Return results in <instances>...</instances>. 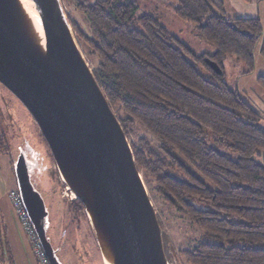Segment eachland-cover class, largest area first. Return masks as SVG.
I'll list each match as a JSON object with an SVG mask.
<instances>
[{
	"label": "trees",
	"instance_id": "16d2710c",
	"mask_svg": "<svg viewBox=\"0 0 264 264\" xmlns=\"http://www.w3.org/2000/svg\"><path fill=\"white\" fill-rule=\"evenodd\" d=\"M68 1L84 14L85 24L69 23L127 137L136 123L150 135L129 140L149 191L203 233L178 256L188 264H264V126L224 73L229 55L252 71L260 41L264 56L261 18L229 16L225 0H170L216 46L197 54L158 17L139 13L137 0ZM258 82L264 87V75ZM158 218L169 257L173 244Z\"/></svg>",
	"mask_w": 264,
	"mask_h": 264
},
{
	"label": "water",
	"instance_id": "95a60500",
	"mask_svg": "<svg viewBox=\"0 0 264 264\" xmlns=\"http://www.w3.org/2000/svg\"><path fill=\"white\" fill-rule=\"evenodd\" d=\"M43 46L20 0H0V82L27 107L68 188L85 207L104 264H172L162 226L127 134L101 89L61 0H33ZM218 73L217 62L207 58ZM17 187L50 264L49 210L26 156L13 159Z\"/></svg>",
	"mask_w": 264,
	"mask_h": 264
},
{
	"label": "rangeland",
	"instance_id": "374dc122",
	"mask_svg": "<svg viewBox=\"0 0 264 264\" xmlns=\"http://www.w3.org/2000/svg\"><path fill=\"white\" fill-rule=\"evenodd\" d=\"M137 1L140 5L139 13H149L158 17L172 33L184 40L197 54L216 52V46L203 40L196 33L193 24L179 18L174 13L170 0ZM61 3L68 19H78L82 24L86 23L84 14L77 11L68 0H61ZM259 9V17L264 26V0L259 2ZM227 13L229 16H243V14L231 9ZM78 43L93 68V61L87 57L83 44L79 41ZM261 44L262 41L256 46L254 52L256 62L252 71H247L246 65L241 60L229 55L224 60V73L227 83L232 88L237 89L242 97L259 113V124L264 126V87L258 82V77L264 75V56L260 52ZM200 69L203 70L201 67ZM114 111L120 114L115 108ZM129 132L128 139L131 141H136L141 136H150L137 123L131 126ZM21 152L26 156L31 180L35 188L42 194L49 210L46 218L47 231L49 232L50 227V214L52 220H57L65 213V218L62 221V229L67 231L64 238V240L66 239L64 252L73 256L74 252L89 251L94 255L92 258H86L91 261L86 264H96V261L98 264H104L102 252L85 207L79 199L75 200V194L62 179L54 155L39 124L22 101L0 82V171L6 173L9 170L8 167H11L13 171L12 160H17ZM12 177L14 179L13 173ZM7 186V182L0 181L1 263H22L19 255L22 253L19 252L14 256L13 247L10 244L13 240L10 237L11 233H14L20 235L25 242L24 247L27 250V262L25 264H39L27 236L20 230V223L16 218L8 195L9 203L6 200L5 190ZM149 194L168 232V242L173 244L169 253V260L172 264H188L182 255L178 256V251L192 248L204 239L202 231L177 211L167 208L154 192L149 191ZM68 204L70 209L67 207ZM4 245H8L7 250ZM5 255H9V258H6ZM6 259L10 263L5 262Z\"/></svg>",
	"mask_w": 264,
	"mask_h": 264
},
{
	"label": "crops",
	"instance_id": "0c3cea01",
	"mask_svg": "<svg viewBox=\"0 0 264 264\" xmlns=\"http://www.w3.org/2000/svg\"><path fill=\"white\" fill-rule=\"evenodd\" d=\"M260 1H262V0H225L226 5H227V11L231 9V10H233L239 14L240 13L243 14V16H252V17L253 16H259V10H260L259 9V2ZM12 163H13V160H12ZM8 169L9 170L6 173H3L0 171V181H3L4 183L5 182L8 183V186L6 188V190L7 189L8 190L7 191L5 190L7 202H8V199H7L8 191L12 187L17 186V180H16V175H15L14 165H13V171H12L11 167H8ZM12 173H13L14 179L12 177ZM15 182H16V185H15ZM19 227H20V230L22 231V233L24 234L20 225H19ZM10 237H11V239H13L10 242V244H12L13 251H14L13 255L15 256V255H17V253L19 254V252L22 253V254H19L21 257V261H22L21 264H25L27 262L26 261L27 250L24 247L25 246L24 240L20 237V235H16L14 233H11ZM22 240H23V243H22ZM4 248L8 249V245H6V246L4 245ZM5 262H9V261L6 259ZM2 263H4V262H2ZM2 263L0 261V264H2ZM5 264H7V263H5Z\"/></svg>",
	"mask_w": 264,
	"mask_h": 264
},
{
	"label": "built area",
	"instance_id": "2783aa9c",
	"mask_svg": "<svg viewBox=\"0 0 264 264\" xmlns=\"http://www.w3.org/2000/svg\"><path fill=\"white\" fill-rule=\"evenodd\" d=\"M8 198L11 202L16 218L19 221L24 234L27 236L32 251L39 264H50L17 186L12 187L8 191Z\"/></svg>",
	"mask_w": 264,
	"mask_h": 264
},
{
	"label": "flooded vegetation",
	"instance_id": "af4514ba",
	"mask_svg": "<svg viewBox=\"0 0 264 264\" xmlns=\"http://www.w3.org/2000/svg\"><path fill=\"white\" fill-rule=\"evenodd\" d=\"M77 200V198H75ZM72 202V199H70ZM70 209V206L68 204L67 206ZM64 215V216H63ZM57 220H52L51 214H50V227L48 232L49 240L53 246V249L55 251V255L61 262V264H86L88 261L86 258H92V255L89 251L84 252H74L73 256L70 254H67L64 252V244L66 239L64 240L67 231L62 229V221L65 218V213ZM1 261V259H0ZM91 262V261H90ZM95 263V262H94ZM96 264H98V261H96Z\"/></svg>",
	"mask_w": 264,
	"mask_h": 264
},
{
	"label": "bare ground",
	"instance_id": "6f19581e",
	"mask_svg": "<svg viewBox=\"0 0 264 264\" xmlns=\"http://www.w3.org/2000/svg\"><path fill=\"white\" fill-rule=\"evenodd\" d=\"M20 1L22 3V6L24 7L25 11L27 12L29 17L31 18L33 27L38 32L41 44L43 46H45V42H46L45 30H44L43 24L41 22L39 12L36 9L35 2L33 0H20ZM62 179H63V177H62ZM108 264H111V263H108Z\"/></svg>",
	"mask_w": 264,
	"mask_h": 264
}]
</instances>
